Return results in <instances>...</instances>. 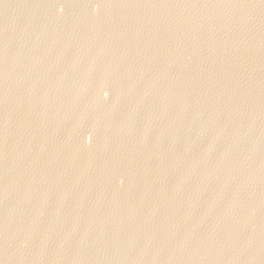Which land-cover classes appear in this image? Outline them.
<instances>
[{
  "label": "water",
  "instance_id": "95a60500",
  "mask_svg": "<svg viewBox=\"0 0 264 264\" xmlns=\"http://www.w3.org/2000/svg\"><path fill=\"white\" fill-rule=\"evenodd\" d=\"M0 264H264V0H0Z\"/></svg>",
  "mask_w": 264,
  "mask_h": 264
}]
</instances>
